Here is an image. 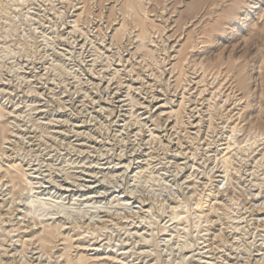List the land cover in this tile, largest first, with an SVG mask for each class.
Instances as JSON below:
<instances>
[{
	"label": "rangeland",
	"instance_id": "374dc122",
	"mask_svg": "<svg viewBox=\"0 0 264 264\" xmlns=\"http://www.w3.org/2000/svg\"><path fill=\"white\" fill-rule=\"evenodd\" d=\"M0 264H264V0H0Z\"/></svg>",
	"mask_w": 264,
	"mask_h": 264
},
{
	"label": "bare ground",
	"instance_id": "6f19581e",
	"mask_svg": "<svg viewBox=\"0 0 264 264\" xmlns=\"http://www.w3.org/2000/svg\"><path fill=\"white\" fill-rule=\"evenodd\" d=\"M65 191H71V190L65 189Z\"/></svg>",
	"mask_w": 264,
	"mask_h": 264
}]
</instances>
